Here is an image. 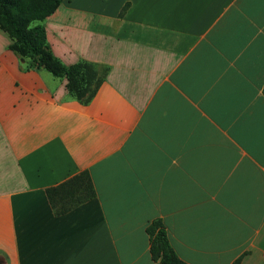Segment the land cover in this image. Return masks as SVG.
<instances>
[{
  "label": "crops",
  "instance_id": "crops-1",
  "mask_svg": "<svg viewBox=\"0 0 264 264\" xmlns=\"http://www.w3.org/2000/svg\"><path fill=\"white\" fill-rule=\"evenodd\" d=\"M43 23L107 70L82 102L0 27V264H160L155 219L190 264H264V0H61ZM83 170L94 195L56 213L46 188Z\"/></svg>",
  "mask_w": 264,
  "mask_h": 264
},
{
  "label": "trees",
  "instance_id": "trees-1",
  "mask_svg": "<svg viewBox=\"0 0 264 264\" xmlns=\"http://www.w3.org/2000/svg\"><path fill=\"white\" fill-rule=\"evenodd\" d=\"M61 0H0V27L12 38L11 48L22 60V66L45 67L54 75L67 78L69 93L88 101L103 80L107 67L101 71L89 61L65 64L52 51L43 20L55 10ZM78 187H70L75 177H81ZM74 178L48 186L46 192L56 213H61L94 195L95 190L87 170ZM150 235V252L160 264H190L182 259L170 244L163 222L153 220L147 225ZM239 258L233 264H237Z\"/></svg>",
  "mask_w": 264,
  "mask_h": 264
},
{
  "label": "built area",
  "instance_id": "built-area-1",
  "mask_svg": "<svg viewBox=\"0 0 264 264\" xmlns=\"http://www.w3.org/2000/svg\"><path fill=\"white\" fill-rule=\"evenodd\" d=\"M263 256H264V253H263Z\"/></svg>",
  "mask_w": 264,
  "mask_h": 264
}]
</instances>
